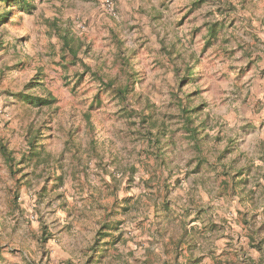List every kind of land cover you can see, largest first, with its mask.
Listing matches in <instances>:
<instances>
[{"label": "rangeland", "instance_id": "rangeland-1", "mask_svg": "<svg viewBox=\"0 0 264 264\" xmlns=\"http://www.w3.org/2000/svg\"><path fill=\"white\" fill-rule=\"evenodd\" d=\"M27 1L0 24V264H264V0Z\"/></svg>", "mask_w": 264, "mask_h": 264}, {"label": "trees", "instance_id": "trees-1", "mask_svg": "<svg viewBox=\"0 0 264 264\" xmlns=\"http://www.w3.org/2000/svg\"><path fill=\"white\" fill-rule=\"evenodd\" d=\"M4 3L3 8H0V24L5 23L8 19V15L10 14L13 7L19 6V8L23 11L27 12H33L36 9V6L32 3H29L27 0H0V5ZM56 24V34L62 41V51L65 54L69 53L73 57V64H75L78 61H81L83 66L86 68L87 71H91L92 69L87 65L82 59L79 57V50L82 46L81 42L75 37L73 33H71L68 29L62 30V28L59 26L58 23ZM218 22H214L209 27V38L208 43L210 44L213 39H215L218 36ZM98 75L97 73H95ZM99 80L102 79V77H97ZM104 82V81H103ZM109 88H114L113 82H104ZM116 93L124 98L127 99L128 92H129V85H126L124 87H117L114 88ZM22 98L24 100H27L28 103H32L36 106L43 107V106H51L56 102V98L54 97H43L40 95L35 94H22ZM196 110V109H195ZM196 134V133H195ZM195 142H198V138H195ZM198 144V143H197ZM35 146V145H33ZM1 154L5 157L7 163L11 166L14 158L12 156V153L8 150V148L5 145H1L0 147ZM242 174L241 172L239 175ZM238 175V176H239Z\"/></svg>", "mask_w": 264, "mask_h": 264}, {"label": "built area", "instance_id": "built-area-1", "mask_svg": "<svg viewBox=\"0 0 264 264\" xmlns=\"http://www.w3.org/2000/svg\"><path fill=\"white\" fill-rule=\"evenodd\" d=\"M103 4L111 14H115L116 0H103Z\"/></svg>", "mask_w": 264, "mask_h": 264}]
</instances>
